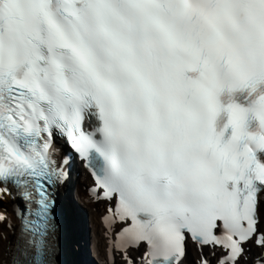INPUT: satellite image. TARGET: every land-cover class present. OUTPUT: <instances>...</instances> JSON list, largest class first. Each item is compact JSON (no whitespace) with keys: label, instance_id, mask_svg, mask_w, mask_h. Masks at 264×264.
<instances>
[{"label":"snow or ice","instance_id":"obj_1","mask_svg":"<svg viewBox=\"0 0 264 264\" xmlns=\"http://www.w3.org/2000/svg\"><path fill=\"white\" fill-rule=\"evenodd\" d=\"M54 134L113 264L189 242L192 264H264V0H0V193L27 201L6 264H52Z\"/></svg>","mask_w":264,"mask_h":264},{"label":"bare ground","instance_id":"obj_2","mask_svg":"<svg viewBox=\"0 0 264 264\" xmlns=\"http://www.w3.org/2000/svg\"><path fill=\"white\" fill-rule=\"evenodd\" d=\"M91 176L85 172L83 169L79 168L71 179V181L66 185L65 195L67 199H69V203L71 207L64 208V214L69 223V237L77 243L78 241V251L76 249H72V259L74 264H81V251L82 250H89L90 257H93L92 264H113V262L109 261L108 258V247H109V240L110 235H106V226L104 225V221L102 220V215L105 210V203L103 201H94L91 195L88 192V185L91 181ZM63 191V189H62ZM63 194L61 193V198ZM64 198H62L63 200ZM62 203V201H61ZM0 204V215H3L4 219L0 220V252L2 249L4 241H12L13 237L16 235L15 232L12 233L14 230L13 226L8 224L9 218L11 217V209L12 203L8 206L3 207ZM78 214L80 218H78ZM73 217L78 218V223L76 226L73 223ZM80 220V221H79ZM81 236L79 237L77 233ZM12 248L10 244L7 249V256L1 258L4 260V264L8 260V250ZM197 256V249L195 246L190 243L188 246V253L183 260V264H192V261ZM91 257V258H92ZM86 264L87 258H85ZM94 262V263H93ZM114 264H122L120 256L117 254Z\"/></svg>","mask_w":264,"mask_h":264},{"label":"water","instance_id":"obj_3","mask_svg":"<svg viewBox=\"0 0 264 264\" xmlns=\"http://www.w3.org/2000/svg\"><path fill=\"white\" fill-rule=\"evenodd\" d=\"M53 218L57 225V230L54 240L55 250L52 255V264H73L67 245L70 237L65 218L59 213H55Z\"/></svg>","mask_w":264,"mask_h":264},{"label":"rangeland","instance_id":"obj_4","mask_svg":"<svg viewBox=\"0 0 264 264\" xmlns=\"http://www.w3.org/2000/svg\"><path fill=\"white\" fill-rule=\"evenodd\" d=\"M63 198L64 199L62 200V206H64L65 208L71 207V204L69 203L70 201H69V199H67V197L65 195V192H63ZM0 204H2L3 207H6V206H8L10 204V202L3 199L2 203H0ZM78 218H80L79 214H78ZM78 218H76V217L74 218L73 217V223H74L75 226L78 223V220H77ZM77 235L80 237V234L77 233ZM1 242H3V245H2V249H1L0 255L3 256V258H5L7 256V249L5 247H8L9 241L2 240ZM76 242L77 243H74V241L71 238H69V240L67 241V245L69 247V253H70V255H72V253H73L72 252L73 251L72 249H76L77 248L76 250L78 251V248H79L78 243L79 242L78 241H76ZM76 245H78V246L76 247ZM3 258L0 257V264H4L5 263L4 260H3Z\"/></svg>","mask_w":264,"mask_h":264}]
</instances>
